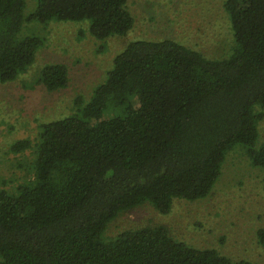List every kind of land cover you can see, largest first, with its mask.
Returning <instances> with one entry per match:
<instances>
[{
  "label": "trees",
  "instance_id": "16d2710c",
  "mask_svg": "<svg viewBox=\"0 0 264 264\" xmlns=\"http://www.w3.org/2000/svg\"><path fill=\"white\" fill-rule=\"evenodd\" d=\"M0 0V83L27 72L43 39L26 24L84 22L103 41L123 36L133 18L127 0ZM230 52L207 57L183 41H129L104 78L73 111L43 122L25 177L0 188V264H251L177 240L161 225L104 238L122 211L149 202L160 213L172 200L207 196L235 147L263 171L264 0H224ZM34 83L65 88L67 67L49 63ZM264 250V227L256 231Z\"/></svg>",
  "mask_w": 264,
  "mask_h": 264
},
{
  "label": "rangeland",
  "instance_id": "374dc122",
  "mask_svg": "<svg viewBox=\"0 0 264 264\" xmlns=\"http://www.w3.org/2000/svg\"><path fill=\"white\" fill-rule=\"evenodd\" d=\"M224 0H127L133 23L123 36L94 39L84 22L26 24L24 31L39 35L43 45L26 73L0 83V188L21 183L30 152L9 151L16 140L34 142L41 123L73 111V100L90 96L109 68L112 58L129 41L170 38L200 49L207 57L230 52L232 37ZM33 6L27 0L26 10ZM61 63L67 67L65 88L47 91L34 83L41 67ZM264 140V116L258 123ZM263 171L250 164L244 150L235 147L222 164L221 173L204 198H174L170 210L160 213L149 202L118 213L106 226L103 237L112 238L127 229L164 226L177 240L196 248H212L233 261L264 264V250L256 231L264 227Z\"/></svg>",
  "mask_w": 264,
  "mask_h": 264
}]
</instances>
